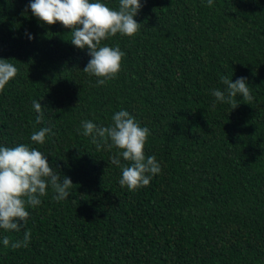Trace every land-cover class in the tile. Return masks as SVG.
Instances as JSON below:
<instances>
[{
  "label": "trees",
  "instance_id": "obj_1",
  "mask_svg": "<svg viewBox=\"0 0 264 264\" xmlns=\"http://www.w3.org/2000/svg\"><path fill=\"white\" fill-rule=\"evenodd\" d=\"M29 2L0 0V58L18 69L0 93V146L40 150L73 186L59 201L49 186L27 225L0 229V264H264V0H141L139 32L102 41L126 53L103 85L71 29ZM221 77H246L251 104L216 102ZM120 110L150 130L145 154L162 169L135 192L110 163L120 150L83 134ZM42 128L54 135L40 145Z\"/></svg>",
  "mask_w": 264,
  "mask_h": 264
},
{
  "label": "clouds",
  "instance_id": "obj_2",
  "mask_svg": "<svg viewBox=\"0 0 264 264\" xmlns=\"http://www.w3.org/2000/svg\"><path fill=\"white\" fill-rule=\"evenodd\" d=\"M207 5L212 7L213 0H207ZM142 7L141 0H119L118 9L109 7L102 0H30L25 11L30 8L31 14L43 24L59 22L71 29L72 44L80 49L86 48L91 57L83 71L98 77V85H103L117 77L126 53L119 46L102 45V41L118 33L134 37L141 27L135 17ZM29 39L34 37L29 35ZM8 61L0 58V93L18 73L17 67ZM221 82L225 89H213L211 92L216 102L229 104L235 109L239 105L235 99L238 94L245 103L253 101L246 77L235 81L221 77ZM33 107L40 113L37 116L39 123L43 118L41 103L34 100ZM212 108H215V103ZM112 121L111 126L98 127L85 120L82 122L83 134L91 136L93 142L99 137L108 150H120L110 163L121 168L119 183L122 187L135 192L149 186L153 176L162 170L155 156L145 154L150 130L141 127L127 110L117 111ZM50 133V128H42L33 132L31 140L43 145ZM120 157L129 163L122 165ZM49 186L56 193V200H64L70 195L73 181L67 176L61 178L50 166L47 156L36 148L27 144L0 146V229L18 232L27 225L30 216L27 208L39 206L40 197L47 195ZM30 239L31 230L27 229L23 240L12 243L11 247H27ZM9 243V238L5 236L3 244L7 247Z\"/></svg>",
  "mask_w": 264,
  "mask_h": 264
}]
</instances>
